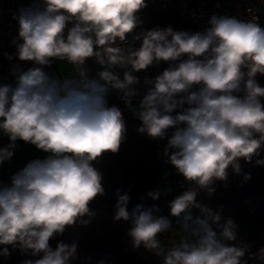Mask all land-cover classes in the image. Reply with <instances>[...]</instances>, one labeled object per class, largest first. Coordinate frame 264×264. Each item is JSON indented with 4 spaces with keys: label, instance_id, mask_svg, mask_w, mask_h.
I'll use <instances>...</instances> for the list:
<instances>
[{
    "label": "clouds",
    "instance_id": "obj_1",
    "mask_svg": "<svg viewBox=\"0 0 264 264\" xmlns=\"http://www.w3.org/2000/svg\"><path fill=\"white\" fill-rule=\"evenodd\" d=\"M146 7V0H37L14 17L16 55L34 67L14 70V86L0 85V132L11 141L0 148V164L11 159L17 140L48 155L0 186V256L8 257L11 246L42 255L23 264H70L75 258V242L53 250L49 241L68 227L87 226L95 215L91 203L105 194L95 163L118 153L127 131L121 109L108 105V93L116 90L141 121L140 133L165 139L171 130L163 155L189 185L168 204L179 226L171 246L160 236L172 229V220L158 215L155 204L129 211L128 192L117 189L113 220L130 223L133 248L161 257V264H247L249 246L237 239L238 226L231 218L221 223L220 212L197 196H211L229 168L240 174L241 159L251 163L264 151V87L256 80L264 75V26L255 15H213L200 32L149 30L139 16ZM89 59L101 66L95 77ZM54 61L70 65L71 74L50 76L44 68ZM161 62L168 67L145 77L147 92L133 107L139 95L134 73ZM117 69L124 70L122 78ZM255 163L264 165V159ZM160 195L147 193L152 200ZM252 255L264 264V248Z\"/></svg>",
    "mask_w": 264,
    "mask_h": 264
},
{
    "label": "trees",
    "instance_id": "obj_2",
    "mask_svg": "<svg viewBox=\"0 0 264 264\" xmlns=\"http://www.w3.org/2000/svg\"><path fill=\"white\" fill-rule=\"evenodd\" d=\"M147 7L139 12L143 21L141 28L152 29L159 26L166 28L171 26L176 31L198 32L196 26L188 19L179 16L174 10L161 8L147 1ZM140 29L138 28L137 31ZM168 65L161 62L159 66H150L151 78L162 73ZM256 80L264 87V75L257 74ZM261 103L264 104V98ZM109 106H117L121 109L126 123V139L121 144L119 152L106 153L95 163L103 176L102 185L105 194L94 200L90 207L95 213L87 226L77 225L68 227L62 235L50 239V246L55 250L58 243L77 244L75 258L70 259V264H161L156 255L145 251L143 248H133L128 230L131 225L126 221H115L116 191L128 192L130 201L128 210L131 211L137 204L151 207L153 204L160 209L158 215L170 216L169 202L176 196L187 190L189 185L184 177L176 173L174 166L167 162L163 155L167 146V139L171 137V130L165 139H152L147 134L138 131L141 121L133 113L128 112L125 102L115 99L108 101ZM187 107V105H185ZM178 111V110H177ZM176 112L173 113L175 115ZM35 148L32 146L31 149ZM171 151V150H170ZM254 157L252 162L240 160L241 173L236 174L228 169L227 181H217L215 191L209 196L201 191L197 200L207 204L213 211L220 212L221 223L231 218L237 227V239L249 246L244 259L247 264L253 263L258 258L257 254L264 248V191L262 188V165H256ZM27 161H16L15 166L5 165L3 179H11L18 169L27 165ZM244 174H250L251 179L244 181ZM173 179L177 188L166 193L160 191L158 200H152L147 196L148 192H155L163 185L164 180ZM194 215H199V210L193 209ZM41 256H32L23 253L18 248L12 249L8 264H23L25 260H36Z\"/></svg>",
    "mask_w": 264,
    "mask_h": 264
},
{
    "label": "built area",
    "instance_id": "obj_3",
    "mask_svg": "<svg viewBox=\"0 0 264 264\" xmlns=\"http://www.w3.org/2000/svg\"><path fill=\"white\" fill-rule=\"evenodd\" d=\"M154 3L161 8H168L174 10L179 16L190 20L198 29V32L203 31L208 26V21L213 15L236 17L240 20L250 19L252 15L259 17L258 23L264 24V0H147ZM37 0H0V85L12 84L15 85L14 70H27L34 67L31 61H20L16 55V43L19 23L18 17L22 9H27L33 6ZM71 25H69L70 27ZM67 34V30L65 35ZM129 42L132 41V36L128 37ZM140 41H136L134 47H139ZM100 66L94 60L87 61V68L92 76V67ZM44 70L50 76H57L55 73L54 64L46 66ZM121 78L123 77V69H117ZM139 78V83L135 86L139 95L134 97L132 102H139L143 94L147 92L148 86L144 84L145 77L151 78L150 67L146 70L134 73ZM58 77V76H57ZM93 77V76H92ZM95 77V76H94ZM113 99L124 102L122 93L113 90ZM2 148L6 147L11 141L9 137L0 132ZM28 144L27 142L17 140L13 152L20 150L22 145ZM264 159V157L262 158ZM5 166V164H4ZM18 169L16 172H19ZM11 184V180L7 185ZM6 184H2L5 186ZM164 191L170 193L177 188L173 179H166L163 182ZM262 188L264 191V165H262ZM176 219L172 217V229L169 232L163 233L160 239L166 246H171L174 241L172 237L173 222ZM4 246L0 245V249ZM11 253L12 247L8 246ZM9 257L0 256V264H8ZM157 257V256H156ZM162 261L161 257H157ZM251 264H261L259 259Z\"/></svg>",
    "mask_w": 264,
    "mask_h": 264
},
{
    "label": "rangeland",
    "instance_id": "obj_4",
    "mask_svg": "<svg viewBox=\"0 0 264 264\" xmlns=\"http://www.w3.org/2000/svg\"><path fill=\"white\" fill-rule=\"evenodd\" d=\"M261 26H264V24H262ZM53 64H54V68H55V73L60 78H63V75H65V76L70 75L72 72L71 66L66 64L65 62L54 61ZM91 70H92V76L94 77L96 75V73L102 69H101V66L96 65V66H93ZM111 99H113V94H112V92H109L108 96H107V100L109 101ZM132 105H133V107H138L139 102H132ZM127 110H128V112L132 113L128 107H127ZM29 149H30V146L28 144H24L22 146L21 150H17L14 152L12 158L10 159L11 161H9V162L13 163L17 158H20V157H26V158L29 157ZM6 162H7V160H6ZM157 190L163 191V185L158 187ZM176 231H179V226L177 225L176 220H175L173 222L172 237H173V240L175 242H178L179 233Z\"/></svg>",
    "mask_w": 264,
    "mask_h": 264
},
{
    "label": "crops",
    "instance_id": "obj_5",
    "mask_svg": "<svg viewBox=\"0 0 264 264\" xmlns=\"http://www.w3.org/2000/svg\"><path fill=\"white\" fill-rule=\"evenodd\" d=\"M28 145L30 146L29 157H27V158L26 157L17 158L13 163L9 162L11 160H7V162L5 161L2 164H0V186H2L3 183L7 185L10 182V180H11V179H8V180H4L3 179L4 164L5 165L15 166V163L18 160H20V161L26 160L27 163H29V162H31L34 159H41L42 160V159L46 158V156L48 155L47 153L43 152L42 150L37 149L36 147L31 149L32 146H34V145H32L30 143H28ZM0 148H2L1 137H0ZM21 149H22V147H21Z\"/></svg>",
    "mask_w": 264,
    "mask_h": 264
}]
</instances>
